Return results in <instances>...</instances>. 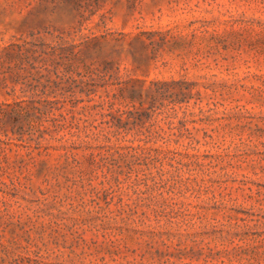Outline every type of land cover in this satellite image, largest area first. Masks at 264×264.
<instances>
[{
	"label": "rangeland",
	"instance_id": "rangeland-1",
	"mask_svg": "<svg viewBox=\"0 0 264 264\" xmlns=\"http://www.w3.org/2000/svg\"><path fill=\"white\" fill-rule=\"evenodd\" d=\"M0 264H264V0H0Z\"/></svg>",
	"mask_w": 264,
	"mask_h": 264
}]
</instances>
